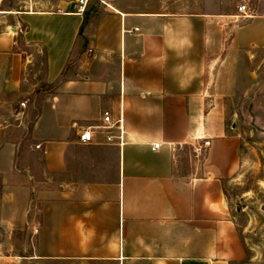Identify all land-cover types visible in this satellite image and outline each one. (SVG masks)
Here are the masks:
<instances>
[{"label":"crops","instance_id":"crops-1","mask_svg":"<svg viewBox=\"0 0 264 264\" xmlns=\"http://www.w3.org/2000/svg\"><path fill=\"white\" fill-rule=\"evenodd\" d=\"M160 1L105 0L88 53L74 65L84 13L0 0V17L11 22L0 30V106L24 95L9 114L0 111V225L34 228L40 258L240 264L246 257L225 193L241 165L240 134L229 120L238 112L228 100L239 92L242 62L264 49V0L247 12L148 7ZM21 44L46 54L41 79L36 70L27 77L34 56ZM44 83L53 90L44 87L29 117ZM106 110L123 117L126 142L107 143L99 131L80 142L79 131L100 124ZM13 126L25 133L19 140ZM185 149L199 162L194 173L182 172ZM32 153L42 160L43 187L23 157Z\"/></svg>","mask_w":264,"mask_h":264},{"label":"rangeland","instance_id":"rangeland-1","mask_svg":"<svg viewBox=\"0 0 264 264\" xmlns=\"http://www.w3.org/2000/svg\"><path fill=\"white\" fill-rule=\"evenodd\" d=\"M25 0H15L16 4L24 5ZM35 9H49L57 11L60 9L74 10L75 0H37ZM161 0L157 5H148L149 8H161L162 10H176L179 12L197 11L211 9L214 11H227L239 9V6L246 4L248 9L255 6L258 0ZM16 5V6H17ZM107 5L99 0H91L87 6L90 16L87 17L83 33L79 39L74 52L72 53V64L84 59L90 47L89 36L97 19L106 13ZM10 20H3L0 17V30ZM21 47H25L21 44ZM34 56L33 64L26 70L27 77L33 79L36 70L38 79L44 74L45 54L42 48L37 45L25 47ZM84 56V58H83ZM238 78V91L229 95L230 113L238 112L237 116H230L240 134L241 165L238 173L233 179L225 182V193L232 213L245 245L246 257L240 264H264V133L257 131L250 124L251 114L249 104L252 101L251 111L256 121L264 124V49H260L249 61L247 58L242 62ZM41 84V83H40ZM40 87V86H39ZM38 87V88H39ZM43 93V92H42ZM24 95L12 96L13 102L0 106V111L9 114L14 107L20 106ZM41 94H36L34 105L28 110V116L33 117L38 111L37 103ZM11 99V98H10ZM26 103V102H25ZM28 103L24 108H28ZM14 122V117H11ZM230 121V122H231ZM17 124L20 120L16 121ZM14 136L18 140L25 134L20 129L12 127ZM198 157L204 154V149H197ZM182 157V172L194 173L197 171L198 161L189 160V150L185 149ZM25 157V161L31 162L30 172L34 173L36 185L43 187V167L40 155L32 153ZM0 193H2V177L0 176ZM30 216L38 217V207L30 203ZM237 208L239 210H237ZM1 216V213H0ZM36 231L25 224L21 228L6 229L0 225V264H77V262L49 260L40 258L35 252ZM103 264H115L104 262Z\"/></svg>","mask_w":264,"mask_h":264},{"label":"built area","instance_id":"built-area-1","mask_svg":"<svg viewBox=\"0 0 264 264\" xmlns=\"http://www.w3.org/2000/svg\"><path fill=\"white\" fill-rule=\"evenodd\" d=\"M91 0H75V7L78 13H83ZM105 3V0H99ZM239 10L242 12H247L248 7L246 4L239 6ZM21 106H25V102H21ZM99 131L104 136L107 143H117L122 146L125 142V126L123 117L119 116L115 118L111 111L106 110L103 112L100 124L94 126H88L79 131V141L82 143H90L95 139V133ZM37 147H40L38 145ZM160 147L159 143H155L152 146L153 150ZM197 150V149H196Z\"/></svg>","mask_w":264,"mask_h":264},{"label":"trees","instance_id":"trees-1","mask_svg":"<svg viewBox=\"0 0 264 264\" xmlns=\"http://www.w3.org/2000/svg\"><path fill=\"white\" fill-rule=\"evenodd\" d=\"M83 13H84V22H83V25H82V29L81 30H83V27L85 26L87 17H89V15H90V13L87 10H85ZM80 33H81V31H80ZM44 62L46 63V54H45V60H44ZM44 87H46V91H48V92H51L53 90V86H50V85L44 83V85H41L36 90V94L41 93V91H43Z\"/></svg>","mask_w":264,"mask_h":264},{"label":"water","instance_id":"water-1","mask_svg":"<svg viewBox=\"0 0 264 264\" xmlns=\"http://www.w3.org/2000/svg\"><path fill=\"white\" fill-rule=\"evenodd\" d=\"M250 114H251V120L250 124L253 128H255L257 131L264 133V124H260L256 121L254 113L251 111V108H249ZM232 127H235V123L233 122ZM237 210H239L237 208Z\"/></svg>","mask_w":264,"mask_h":264}]
</instances>
